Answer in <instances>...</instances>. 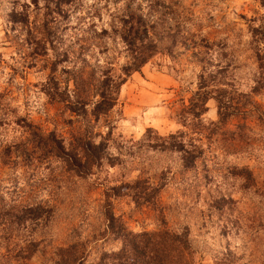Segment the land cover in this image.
Returning <instances> with one entry per match:
<instances>
[{
  "label": "rangeland",
  "instance_id": "1",
  "mask_svg": "<svg viewBox=\"0 0 264 264\" xmlns=\"http://www.w3.org/2000/svg\"><path fill=\"white\" fill-rule=\"evenodd\" d=\"M130 12L155 25L159 51L94 119L95 81L127 62ZM201 74L217 88L205 104ZM51 75L68 97L46 94ZM77 98L84 112L67 107ZM49 134L79 155L101 140V164L77 174ZM135 179L152 203L135 204V186L109 190ZM106 200L132 231L188 229L197 264H264V0H0V264L28 239L30 264L76 241L88 261L119 248L103 235ZM35 205L40 219L16 222Z\"/></svg>",
  "mask_w": 264,
  "mask_h": 264
},
{
  "label": "trees",
  "instance_id": "2",
  "mask_svg": "<svg viewBox=\"0 0 264 264\" xmlns=\"http://www.w3.org/2000/svg\"><path fill=\"white\" fill-rule=\"evenodd\" d=\"M9 17L13 22L26 20V16L24 17L21 12L13 11L9 14ZM152 26L141 14H135L134 12L129 13L128 20H124L118 33L128 53L127 62L121 66L118 74L112 76L106 72L104 76L95 81L94 89L99 98L93 103L90 111L94 119L105 114L114 105L116 91L119 85L125 81L126 76L138 71L147 60L159 51L157 40L151 30ZM162 37L163 35L159 39ZM260 65L263 66L262 64ZM207 78L208 76L206 77L204 74L199 76L197 92L202 98L203 104L211 97L207 88L209 86L216 87L214 84H209ZM50 82L49 87L45 88V92L50 98L60 101L63 100L64 95L68 97L64 89L60 90L57 81L52 75L49 76ZM80 86L82 90L87 88V86H84L83 81L80 82ZM215 100L220 105V99L216 97ZM67 101L66 105L70 110L76 112L85 111L84 101L81 102L78 98L77 100L68 99ZM219 110H221L220 106ZM44 140V143H49L52 146L57 155L64 156L68 160L70 168L79 175L87 174L92 167L99 166L102 162L105 143L101 140L95 142L91 138H84L81 143L77 144L78 149L81 151L80 155L75 151L65 150L61 140L52 134L46 136ZM179 151L182 152L185 161H191L190 151L184 150V148ZM189 163L186 162V166L190 165ZM139 183L140 180L135 179L131 184L124 183L112 186L109 190L112 191L113 195H118L123 186H135L138 188L136 184ZM147 189L148 187L142 186L131 194L135 204L152 203L149 198L150 190ZM103 209L105 219L103 235L108 234L114 239H118L120 247L114 250H102L96 260L88 261V250L85 243L76 241L56 248L55 264H197L195 257L196 248L189 236L188 229L174 230L161 226L155 230L135 232L128 229L124 222L113 214L109 200L104 202ZM41 210V206H30L24 208L20 213L14 214L13 217L19 224L27 220L37 221L42 216ZM36 249L37 241L32 239L25 240L23 245L17 246L13 252L12 256L15 264H30L29 260L36 252Z\"/></svg>",
  "mask_w": 264,
  "mask_h": 264
}]
</instances>
